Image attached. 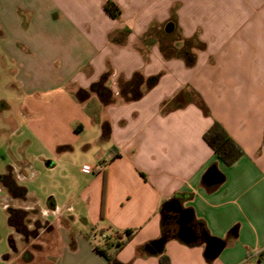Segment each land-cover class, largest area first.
Listing matches in <instances>:
<instances>
[{"label": "crops", "instance_id": "0c3cea01", "mask_svg": "<svg viewBox=\"0 0 264 264\" xmlns=\"http://www.w3.org/2000/svg\"><path fill=\"white\" fill-rule=\"evenodd\" d=\"M106 1L0 0L1 43L27 97L30 132L55 153L47 166L68 177L41 204L19 183L31 162L14 158L6 171L26 198L9 200L1 186L11 231L34 233L37 264H161L146 246L164 234L170 264H264V0H111L117 17ZM130 80L133 91H123ZM98 81L103 93L91 89ZM213 121L242 149L230 164L203 138ZM88 129L105 143L91 172L76 175L62 153ZM174 200L192 210L195 241L176 235L166 210ZM44 225L53 238L40 239ZM125 228L133 237L105 248L101 235ZM202 232L224 242L214 259Z\"/></svg>", "mask_w": 264, "mask_h": 264}, {"label": "rangeland", "instance_id": "374dc122", "mask_svg": "<svg viewBox=\"0 0 264 264\" xmlns=\"http://www.w3.org/2000/svg\"><path fill=\"white\" fill-rule=\"evenodd\" d=\"M163 33L161 31L162 35ZM166 35L173 37L175 34ZM15 68L13 61L5 52L0 37V174L6 171L7 165L12 163L14 158L26 157L31 162L32 174L20 178L19 183L25 185L30 193H34L41 204H45L53 192H59L61 184L68 177L64 176L62 168L58 167L51 170L47 166L48 161L54 160L55 153L46 150L43 144L34 139L30 132L27 124L30 117L25 109L27 107V97L22 92L21 81ZM89 93V88L79 90L78 97L82 99ZM100 134L101 131L99 130H85L71 143L72 150L62 153L63 160L73 163L75 174L81 169L84 171L96 162L97 152L105 143L98 140ZM89 171L91 172L90 168ZM78 176L76 177L78 183H83L85 177ZM65 184L67 185L68 181ZM3 195L4 190L0 184V264H23L26 257H34L32 264H37L38 261L42 260V255L40 256L33 243L34 233H29L25 237L16 231H11L6 210L1 201ZM27 216L34 218V215L30 213ZM39 237L48 240L53 238L54 234L47 233L44 225L40 230ZM11 244L16 246L17 250L15 252L12 251ZM47 249H50V246L46 245L42 251ZM6 254H9L10 257L7 258Z\"/></svg>", "mask_w": 264, "mask_h": 264}, {"label": "trees", "instance_id": "16d2710c", "mask_svg": "<svg viewBox=\"0 0 264 264\" xmlns=\"http://www.w3.org/2000/svg\"><path fill=\"white\" fill-rule=\"evenodd\" d=\"M105 9L114 17L119 16V7L111 0H108L104 4ZM186 60L191 62L193 59L190 54L184 55ZM154 78H150L148 82L152 84ZM134 85V80H130L121 84L123 91H133L132 87ZM92 90L103 93L105 88L102 86V82L98 81L91 86ZM204 109V105H201ZM206 110V109H205ZM204 140L212 147L214 152L227 164L232 163L241 154L242 149L239 145L227 134L225 129L218 121H213L211 126L203 134ZM0 184L8 193V199H25L26 198V188L19 185L13 175V170L10 166L5 173L0 174ZM7 210L10 213V219L13 218L16 210L10 205L7 206ZM135 228H125V229H113L111 234L105 237V248H113L114 251L119 250L126 242H128L135 234ZM101 253L105 254L102 249H98ZM141 250V249H140ZM161 264H170L169 257L164 253V250L157 254ZM111 264H124L118 260H112Z\"/></svg>", "mask_w": 264, "mask_h": 264}, {"label": "water", "instance_id": "95a60500", "mask_svg": "<svg viewBox=\"0 0 264 264\" xmlns=\"http://www.w3.org/2000/svg\"><path fill=\"white\" fill-rule=\"evenodd\" d=\"M172 28V23L166 24V31ZM166 210H173L174 214L171 216L172 222L176 224V235L185 242L195 241L198 237L193 225V212L190 208L182 207L178 200L171 201ZM164 218L166 216L164 215ZM169 232V230H168ZM202 238L206 243L204 254L208 259H214L221 251L224 242L222 239L209 235L206 232L201 233ZM167 239V234L162 235L148 243L146 250L149 253L157 254L162 252L164 243Z\"/></svg>", "mask_w": 264, "mask_h": 264}, {"label": "built area", "instance_id": "2783aa9c", "mask_svg": "<svg viewBox=\"0 0 264 264\" xmlns=\"http://www.w3.org/2000/svg\"><path fill=\"white\" fill-rule=\"evenodd\" d=\"M105 165H106V163H105L104 161H99V162L95 165V169H96L97 171H102V170H104ZM84 171H89V168L84 169ZM101 236H102L103 238H105V237L108 236V234H107V235L102 234Z\"/></svg>", "mask_w": 264, "mask_h": 264}, {"label": "flooded vegetation", "instance_id": "af4514ba", "mask_svg": "<svg viewBox=\"0 0 264 264\" xmlns=\"http://www.w3.org/2000/svg\"><path fill=\"white\" fill-rule=\"evenodd\" d=\"M168 224H169V222H168ZM15 229H16L15 231L17 233H20V234L24 235L25 237H27V235L30 233V231L25 226H16Z\"/></svg>", "mask_w": 264, "mask_h": 264}]
</instances>
